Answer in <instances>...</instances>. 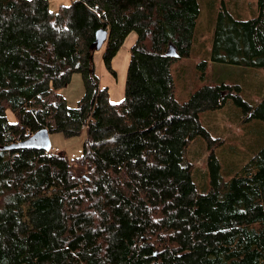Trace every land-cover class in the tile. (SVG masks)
Masks as SVG:
<instances>
[{"label": "trees", "instance_id": "1", "mask_svg": "<svg viewBox=\"0 0 264 264\" xmlns=\"http://www.w3.org/2000/svg\"><path fill=\"white\" fill-rule=\"evenodd\" d=\"M258 16L218 14L211 64L264 70V0ZM0 0V264H264V147L231 179L216 156L223 139L203 125L228 101L264 123V98L209 83L208 62L185 102L173 67L192 56L199 0ZM109 31L103 63L130 33L125 100L99 87L91 45ZM173 46L178 58L168 55ZM81 74L71 109L59 90ZM115 73V72H114ZM13 112L11 124L7 111ZM86 129L83 157L1 150L41 130L71 138ZM208 147L210 186L201 192L188 152Z\"/></svg>", "mask_w": 264, "mask_h": 264}, {"label": "rangeland", "instance_id": "2", "mask_svg": "<svg viewBox=\"0 0 264 264\" xmlns=\"http://www.w3.org/2000/svg\"><path fill=\"white\" fill-rule=\"evenodd\" d=\"M73 0H49V7L53 14H57L61 7L69 6ZM201 15L196 31V40L189 59H183L173 67V75L177 85L176 99L187 101L193 90L199 86L200 70L198 64L210 62L207 49L211 48L217 26V18L221 8H225L236 19L247 21L258 16V3L255 0H199ZM138 36L132 32L126 38L122 48L112 62L113 72L103 63L105 48L94 55L95 72L100 86L109 90L110 102L119 105L125 100V89L130 64V49ZM208 68L209 83H233L241 87L244 99L255 105L264 98V70L246 68L234 65L210 64ZM219 65V66H217ZM115 72V73H114ZM71 109L77 108L85 95V84L81 74H74L68 87L59 90ZM7 118L11 124L17 123L13 112L7 111ZM203 125L214 138L223 139L217 148L216 156L222 165L224 180L231 179L253 156L264 147V123L261 121L246 122L241 109L230 100L226 106L218 111L206 113ZM83 134L68 138L64 134H52V148L59 149L71 162H77L83 157ZM208 147L204 139L197 138L188 152V161L193 167V179L201 192H207L210 186L208 171Z\"/></svg>", "mask_w": 264, "mask_h": 264}, {"label": "water", "instance_id": "3", "mask_svg": "<svg viewBox=\"0 0 264 264\" xmlns=\"http://www.w3.org/2000/svg\"><path fill=\"white\" fill-rule=\"evenodd\" d=\"M109 38V31H105V29H101L96 34V39L94 43L91 45V50L96 52H99L105 47V44L107 43ZM168 55L170 57L178 58V53L176 49L171 46L168 52ZM50 134L47 130H41L37 132L35 135L30 137L29 139L19 142L17 144H14L9 147H3L1 150L5 151H11V150H24V149H31V150H37V151H43V152H50L52 149Z\"/></svg>", "mask_w": 264, "mask_h": 264}, {"label": "built area", "instance_id": "4", "mask_svg": "<svg viewBox=\"0 0 264 264\" xmlns=\"http://www.w3.org/2000/svg\"><path fill=\"white\" fill-rule=\"evenodd\" d=\"M86 130V129H85ZM52 154H62L63 152H61L59 149H54L52 148L50 151Z\"/></svg>", "mask_w": 264, "mask_h": 264}, {"label": "crops", "instance_id": "5", "mask_svg": "<svg viewBox=\"0 0 264 264\" xmlns=\"http://www.w3.org/2000/svg\"><path fill=\"white\" fill-rule=\"evenodd\" d=\"M195 40H196V37H195ZM195 43V42H194ZM207 56H208V58H210V49L208 48L207 49ZM208 62V61H207ZM208 63H210V62H208ZM211 64V63H210ZM217 66H219V65H217ZM217 84H219V83H217Z\"/></svg>", "mask_w": 264, "mask_h": 264}]
</instances>
